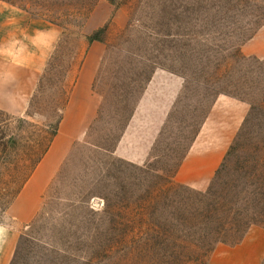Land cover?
Instances as JSON below:
<instances>
[{
  "label": "rangeland",
  "instance_id": "obj_1",
  "mask_svg": "<svg viewBox=\"0 0 264 264\" xmlns=\"http://www.w3.org/2000/svg\"><path fill=\"white\" fill-rule=\"evenodd\" d=\"M5 1L57 27L24 107L0 109V221L18 231L9 264L217 263L232 244L194 261L184 250L199 238L186 219L208 187L264 229V0ZM85 58L97 125L58 147L40 209L17 225L4 208L56 131ZM218 95L243 103L218 166L200 188L172 185Z\"/></svg>",
  "mask_w": 264,
  "mask_h": 264
},
{
  "label": "crops",
  "instance_id": "obj_2",
  "mask_svg": "<svg viewBox=\"0 0 264 264\" xmlns=\"http://www.w3.org/2000/svg\"><path fill=\"white\" fill-rule=\"evenodd\" d=\"M56 37L57 27L53 23L0 0V109L16 113L24 107ZM88 62L85 58L46 149L4 208L17 225L30 220L40 209L44 192L59 171L63 155L58 147L67 146L86 125H97L98 104L89 88ZM224 105L235 106L236 114L231 111L224 114ZM242 106L243 103L230 96L214 98L173 173L176 182L200 188L210 179L227 138L240 121ZM214 125L229 126L219 136L214 133ZM17 233L7 222L0 221V264H9ZM263 255L264 229L248 226L238 242L214 257L218 261L214 264H259Z\"/></svg>",
  "mask_w": 264,
  "mask_h": 264
},
{
  "label": "trees",
  "instance_id": "obj_3",
  "mask_svg": "<svg viewBox=\"0 0 264 264\" xmlns=\"http://www.w3.org/2000/svg\"><path fill=\"white\" fill-rule=\"evenodd\" d=\"M170 182L172 185H185L176 182L173 175ZM196 193L198 194L196 197L197 206L189 212V220L186 219V224H188L186 229L191 230L192 226H195L194 231L198 232L196 238L199 237L197 241L184 242V250L188 252L187 259L190 261L199 258L198 255L206 258L215 242L228 244L238 242L250 223L247 221L246 210L237 209L230 198L224 195H218L216 198L217 195L213 194L214 192L209 190V187ZM228 234L230 240L226 242L225 238Z\"/></svg>",
  "mask_w": 264,
  "mask_h": 264
}]
</instances>
